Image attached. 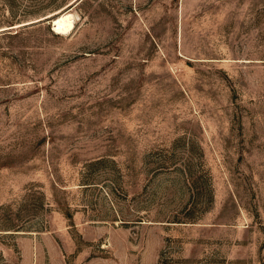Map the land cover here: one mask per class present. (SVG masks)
I'll return each mask as SVG.
<instances>
[{
	"label": "rangeland",
	"instance_id": "1",
	"mask_svg": "<svg viewBox=\"0 0 264 264\" xmlns=\"http://www.w3.org/2000/svg\"><path fill=\"white\" fill-rule=\"evenodd\" d=\"M73 1L0 0V264H264V0Z\"/></svg>",
	"mask_w": 264,
	"mask_h": 264
},
{
	"label": "bare ground",
	"instance_id": "2",
	"mask_svg": "<svg viewBox=\"0 0 264 264\" xmlns=\"http://www.w3.org/2000/svg\"><path fill=\"white\" fill-rule=\"evenodd\" d=\"M72 3H70L63 11L58 13L56 15L57 17L53 20L52 24H53L54 30L57 33L65 35V34L70 33L74 29L75 25L72 20V14L70 12L71 11L70 8L73 5Z\"/></svg>",
	"mask_w": 264,
	"mask_h": 264
},
{
	"label": "water",
	"instance_id": "3",
	"mask_svg": "<svg viewBox=\"0 0 264 264\" xmlns=\"http://www.w3.org/2000/svg\"><path fill=\"white\" fill-rule=\"evenodd\" d=\"M80 0H75L72 4H76L77 2H79ZM43 20V19H42ZM52 23H53V20H52Z\"/></svg>",
	"mask_w": 264,
	"mask_h": 264
}]
</instances>
